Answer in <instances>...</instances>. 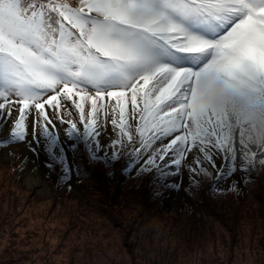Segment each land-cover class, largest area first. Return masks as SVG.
Returning a JSON list of instances; mask_svg holds the SVG:
<instances>
[{
  "label": "snow or ice",
  "instance_id": "snow-or-ice-1",
  "mask_svg": "<svg viewBox=\"0 0 264 264\" xmlns=\"http://www.w3.org/2000/svg\"><path fill=\"white\" fill-rule=\"evenodd\" d=\"M68 101L82 136L61 115ZM53 118L70 126L67 151L83 143L90 162H117L127 141L130 175L178 190L187 168L190 185L196 173L239 194L241 181L217 186L264 171V0H0V148L43 146L70 179Z\"/></svg>",
  "mask_w": 264,
  "mask_h": 264
},
{
  "label": "rangeland",
  "instance_id": "rangeland-1",
  "mask_svg": "<svg viewBox=\"0 0 264 264\" xmlns=\"http://www.w3.org/2000/svg\"><path fill=\"white\" fill-rule=\"evenodd\" d=\"M66 104L72 115L62 109L63 119L79 123V113L70 101ZM89 107L85 105L86 111ZM110 120L98 129L105 144L103 132L112 128ZM53 124L56 127L49 129L63 141L73 168L67 151L72 144L66 135L69 125L55 118ZM0 137H9L8 127ZM49 158L43 146L38 156L24 144L0 148V264H264V179L249 186L236 172L220 183L241 181L238 200L210 196L207 206L204 193L202 199L193 198L198 202L193 205L192 200L183 202L188 195L184 168L182 186L166 192L172 209L165 213L134 178L108 179L95 172L81 181L72 172L71 179L62 182L71 183V192L59 190L48 181L53 174ZM216 163L222 167L228 161Z\"/></svg>",
  "mask_w": 264,
  "mask_h": 264
},
{
  "label": "trees",
  "instance_id": "trees-1",
  "mask_svg": "<svg viewBox=\"0 0 264 264\" xmlns=\"http://www.w3.org/2000/svg\"><path fill=\"white\" fill-rule=\"evenodd\" d=\"M71 3H75L76 0H70ZM77 128L79 129L78 133H73V135H83V126H81L80 123H77ZM70 130V126L67 128V132ZM116 136V133H114V137ZM0 140H4L3 137H0ZM76 143V141L72 140V144ZM133 147L131 143H128L125 141V146L123 147L121 151V159L118 160L117 162L110 164V165H105L103 161H95V162H90L88 159V154L87 151L84 148L83 143H79L77 145V151L76 152H71V157H72V165L74 169V174L75 177L78 178V180H83L85 177L91 173H98L104 178H113V177H120V179H138L140 181V186L143 188L142 191L145 192V194H148V198L150 199L151 202L156 204L157 206L160 207V211H163L165 213H170L172 207L170 202L168 201V196L166 195V192L170 188H164L160 186V182L158 180H155L153 177L152 172H148L146 174H143L139 177L135 175V171H131V175L123 169L127 167V162L129 160V155H126L127 153L130 152V149ZM109 151H112L111 148H109ZM53 153H55V150H53ZM131 158L132 159H139L137 157L136 153H131ZM49 163H52L54 165L53 168H49V170L52 171V176H48V181L51 183L52 186L56 187L59 190H64V191H70L72 190V185L71 183L67 185H62V182L65 180H69L66 178H62L63 174L61 172L60 166L56 164L54 160L51 158ZM142 162V161H141ZM12 166H17L18 163L16 161H10ZM138 167V165H137ZM78 168L79 170V175L77 176L76 174V169ZM188 175H187V183H186V190H187V196L183 198V202H191L190 200L193 201V198L195 196H198L200 199L204 198L202 197L204 193L207 194V196L204 199L205 204L208 206V201L210 196L213 198H219V197H226L227 199H235L238 200V196L241 194L243 191L241 186L239 194H237L235 191H224V192H218L217 190L213 189V180L210 177H204L203 175L197 176L196 173H192L193 177L195 179L193 180L192 185L189 183V170L187 169ZM111 173V174H109ZM72 177V175H71ZM264 179V171H255L251 173L250 176V183H247L249 186H252V184L257 180V179ZM71 179V178H70ZM199 181V187H194L193 185ZM261 180L258 181L257 184H259ZM164 183H169L168 180L164 181ZM262 183V181H261ZM245 184V183H244ZM256 184V185H257ZM232 185V184H231ZM230 185V186H231ZM246 185V184H245ZM230 186H224L223 184L219 183L217 186L218 188H223L227 190ZM263 186V184H262ZM264 192V190L262 191ZM159 193V194H158ZM236 196V197H235ZM207 198V199H206ZM226 200V199H224ZM226 202H228L226 200ZM198 204V202L193 201V205ZM203 210L205 211V206H203Z\"/></svg>",
  "mask_w": 264,
  "mask_h": 264
}]
</instances>
